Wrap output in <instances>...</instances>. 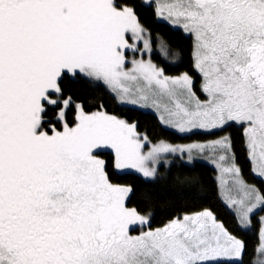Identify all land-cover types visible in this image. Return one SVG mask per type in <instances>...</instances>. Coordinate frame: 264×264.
Masks as SVG:
<instances>
[{"label": "snow or ice", "instance_id": "obj_1", "mask_svg": "<svg viewBox=\"0 0 264 264\" xmlns=\"http://www.w3.org/2000/svg\"><path fill=\"white\" fill-rule=\"evenodd\" d=\"M0 264H264V0H0Z\"/></svg>", "mask_w": 264, "mask_h": 264}, {"label": "trees", "instance_id": "obj_2", "mask_svg": "<svg viewBox=\"0 0 264 264\" xmlns=\"http://www.w3.org/2000/svg\"><path fill=\"white\" fill-rule=\"evenodd\" d=\"M139 119L142 123V125L147 126L150 131H154L157 134L164 135V136H170L171 132L167 130H163L159 127H157V121L155 116L152 113H138ZM176 140V142H187L186 140H182L179 137H172ZM198 172H205L207 171L206 168H200L197 170ZM250 179L253 180V182H258V180L250 177Z\"/></svg>", "mask_w": 264, "mask_h": 264}]
</instances>
